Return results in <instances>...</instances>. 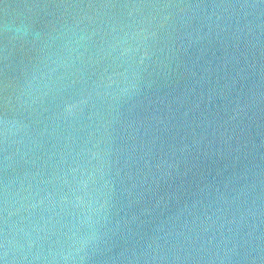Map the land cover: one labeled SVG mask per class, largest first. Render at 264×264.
Here are the masks:
<instances>
[{
  "label": "water",
  "instance_id": "1",
  "mask_svg": "<svg viewBox=\"0 0 264 264\" xmlns=\"http://www.w3.org/2000/svg\"><path fill=\"white\" fill-rule=\"evenodd\" d=\"M0 264H264V0H0Z\"/></svg>",
  "mask_w": 264,
  "mask_h": 264
}]
</instances>
